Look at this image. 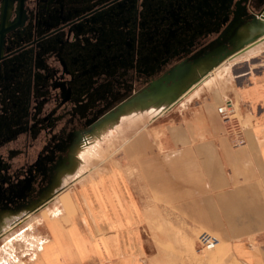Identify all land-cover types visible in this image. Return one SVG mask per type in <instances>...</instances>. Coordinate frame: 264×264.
Masks as SVG:
<instances>
[{
	"label": "flooded vegetation",
	"instance_id": "1",
	"mask_svg": "<svg viewBox=\"0 0 264 264\" xmlns=\"http://www.w3.org/2000/svg\"><path fill=\"white\" fill-rule=\"evenodd\" d=\"M263 12L264 0H0V228L56 198L107 123L180 93Z\"/></svg>",
	"mask_w": 264,
	"mask_h": 264
},
{
	"label": "crops",
	"instance_id": "2",
	"mask_svg": "<svg viewBox=\"0 0 264 264\" xmlns=\"http://www.w3.org/2000/svg\"><path fill=\"white\" fill-rule=\"evenodd\" d=\"M243 57L217 83L232 77L244 146L232 145L217 112L226 98L202 85L201 97L169 106L163 121L155 116L116 166L60 204L29 264H264V43ZM202 233L219 240L208 257Z\"/></svg>",
	"mask_w": 264,
	"mask_h": 264
},
{
	"label": "rangeland",
	"instance_id": "3",
	"mask_svg": "<svg viewBox=\"0 0 264 264\" xmlns=\"http://www.w3.org/2000/svg\"><path fill=\"white\" fill-rule=\"evenodd\" d=\"M226 64H225V66H226ZM227 69H229V68H227ZM229 77H231V76H229ZM229 77H228L229 80L226 79V77H224V76L221 77V80L223 82V84H221L222 86L220 85L221 87H219V85L217 83V79H214V76H209V77L204 78L203 80L205 81V83L203 85L206 86L205 92H208L209 94H212L213 96L214 95L224 96L226 98L224 100L225 102L231 101V99L228 97V95L230 94L229 92H231L233 89H235V86L230 85V83L232 81L231 80L232 77L231 78H229ZM199 89H201V87ZM199 89L197 91L193 92V95H192V96H195V94H196L197 97H192L191 99L188 100V102L192 103L193 99L199 98V97H201V95H203V90H202V92H199ZM189 95H191V94H189ZM212 95H210V96H212ZM170 107H171V105H170ZM184 107H185V105L183 104V106H181V108H184ZM150 108H153L154 110L153 109L151 110ZM167 108L164 106L161 108L159 104L155 105V107L153 105H150V104H148L147 106H143V105L137 106V107H134L132 109L127 110L118 119L109 122L110 125H108V123H107L105 125V129H103L102 131H100L94 135L95 140L98 141L99 144L102 146L101 155L104 158L102 157L101 159L96 158V159H91L89 161L87 160L86 164L79 161L78 159H76V167H75V170L73 171V173L64 176L62 181H61V186L59 189H61V188L63 189V187H64L63 192L60 193L58 196H56V198H53L49 202V204L45 207V210L41 211V212H45V215H46L45 217L42 216L41 212H38L36 214L23 213L19 217L12 218V219H18L19 220L22 218L21 220L24 221L25 225L33 226L34 227L33 234L35 237L46 236L45 225L48 222L49 218H51L50 215H48L47 213H48L49 209L52 208L54 205H57L60 208V204L62 203V201L60 202L59 197H60V199L61 198L63 199V205H64L65 196H67L66 197L67 199L68 198L70 199V197L73 196V194L75 193L77 188L82 183H84L88 179H90V178H92V177L116 166L118 163V160L122 159V157H123V151H124L126 144H128L129 141L132 140L135 132L140 128H145V127H148L150 125L153 127V125L158 123V121L156 122L157 118L155 116H157L159 114L161 116V117L160 116L158 117L160 119L159 121H163L166 114H165V112L162 113V111H165ZM174 109H175V111L176 110L178 111V109H180V105ZM174 109H173V111H174ZM235 109H236V106H235ZM135 110H137L138 112L142 111L141 112L142 115L140 118L135 119V117L132 115ZM146 110H147V112H146ZM157 110H159V111L157 112ZM155 112H157L159 114H154ZM112 132H114L113 136H111ZM110 136L112 139L110 138ZM109 138L111 140H109ZM60 195H62V196H60ZM12 219L9 218L4 225L10 224ZM11 224H12V222H11ZM4 225L0 228V236H3ZM18 230H20V229H18ZM26 233L30 234V231L27 230ZM25 245L26 244H24V243L23 244L17 243L15 245L17 248V256L22 262L25 261V262H27V264H29L31 262L30 261L31 256L29 254L33 253L34 250L32 248H30L28 245H27V247ZM2 247H3V245L1 244L0 249H2ZM213 252L214 251L208 252L207 257ZM26 253L28 255H25Z\"/></svg>",
	"mask_w": 264,
	"mask_h": 264
},
{
	"label": "bare ground",
	"instance_id": "4",
	"mask_svg": "<svg viewBox=\"0 0 264 264\" xmlns=\"http://www.w3.org/2000/svg\"><path fill=\"white\" fill-rule=\"evenodd\" d=\"M262 14L264 15V12ZM249 35L250 36H253L254 33L247 32V36H249ZM263 43H264V35H260V36H258L257 42L254 43V45L251 44V45H249L246 48H249L250 47L249 50H251V49H253L255 47H259ZM249 50H247L245 52L242 51L243 53L239 52V53L235 54L233 57H230L227 60H225L224 61L225 63L223 62V63H221V64L213 67L212 69H208V66H205V65L202 66V68H205L206 71H204V70L203 71H200V76L198 75L199 76V79L196 76L192 77L190 79V81L188 82V84L183 88V90L180 91V93H179L180 95L177 98V100H175V101H172L170 97H167V98H165L163 100H155V99H152L151 101L150 100H147V101H142L141 103H147V102L156 103V102H161V103H158L161 108L163 106L166 107V108L168 106H170V105L173 106L177 101L179 102L181 99H183V98L185 99V97L187 98V96L189 94L193 95V92L197 91L205 83V81L203 80L204 78L209 77V76H214V79H217V77H218L217 76V73H219V72L221 73L223 70H225L227 68H230V64L233 61L237 60L239 57L242 58L243 56H245L246 53ZM233 58H235V59H233ZM225 64H226V66H225ZM189 88H190V90L188 92L187 90ZM183 91H185V92L187 91L188 92L187 93L188 95L187 94L183 95L185 93ZM182 95H183V97H181ZM192 97H197V96L195 94V96H191V98ZM165 101H169V102L163 103ZM182 103H183V101H182ZM150 105H152V104H150ZM155 105H157V104H154L153 106L155 107ZM150 109L152 110L153 108H150ZM158 111L159 110H157V112ZM141 112H138L137 110H135L132 115L135 117V119H137V118H140L141 117V115H142ZM146 112H147V110H146ZM157 112H155L154 114H159ZM108 125H110V124L108 123ZM113 135H114V132H112L111 136H113ZM111 136H110V138H111ZM110 138H109V140L112 139V138L111 139ZM101 151H102V146L99 144L98 141L95 140L94 135H93V137L91 138L90 144H88V145H86V146H84V147H82V148H80L78 150V153H77L78 160L86 164L87 163V160L89 161L91 159H96V158L101 159L103 157L101 155ZM66 197L67 196H65V198H64V201H65L64 202V205H67L68 203L71 202V199H69V198L67 199ZM59 200H60V202L62 201L61 204H63V199L62 198L61 199L59 198ZM48 204H49V202L45 206L41 207L40 209H38L36 211H33L30 214H36L38 212L44 211L45 210V207ZM63 210L64 209H61V207L59 208V206L54 205L52 208L49 209V211H48L47 214L50 215L51 218H54V217H57L60 214H62L63 213ZM41 213H42V216H44V217L46 216L45 215V212H41ZM51 218H49V220ZM21 219H19V220L18 219H12L11 220L12 224L10 222V224L4 225V233H3V236H0V245L1 244L3 245L2 249H0V264H18V263L19 264H27V262H25V261L22 262L18 258V256H17V248L15 246L17 243H22V244L24 243V244H26L25 245L26 247L28 245L30 248H32L34 250L33 253L29 254L31 256L30 261H34L37 258L38 253L44 247L45 242L47 241V236H44V237H39V236L38 237H35L34 234H33L34 227L31 226V225L30 226L25 225L24 224V221L21 220ZM18 229H20V230H18ZM27 230L30 231V234H27L26 233ZM25 255H28V254L26 253Z\"/></svg>",
	"mask_w": 264,
	"mask_h": 264
},
{
	"label": "built area",
	"instance_id": "5",
	"mask_svg": "<svg viewBox=\"0 0 264 264\" xmlns=\"http://www.w3.org/2000/svg\"><path fill=\"white\" fill-rule=\"evenodd\" d=\"M221 119L228 124L229 127V137L231 140L232 145L235 148L244 146L246 144L245 139L243 138V130L242 128L236 123V112L232 101H226L223 105L218 107L217 110ZM200 252H211L216 249L219 244V240L209 234V233H202L200 236Z\"/></svg>",
	"mask_w": 264,
	"mask_h": 264
},
{
	"label": "water",
	"instance_id": "6",
	"mask_svg": "<svg viewBox=\"0 0 264 264\" xmlns=\"http://www.w3.org/2000/svg\"><path fill=\"white\" fill-rule=\"evenodd\" d=\"M248 32L254 33L253 36H247L244 35L233 47L231 51L226 52L224 55L220 57L218 61L215 62L214 65H208V69H212L213 67L223 63L225 60H227L230 57H233L235 54L242 52L246 47L249 45L256 43L257 38L260 35H264V15L261 13L259 17H254L253 23L251 26L248 28ZM179 93L165 96V95H158V96H153V99L155 100H163L167 97H170L172 101L177 100L179 97Z\"/></svg>",
	"mask_w": 264,
	"mask_h": 264
}]
</instances>
